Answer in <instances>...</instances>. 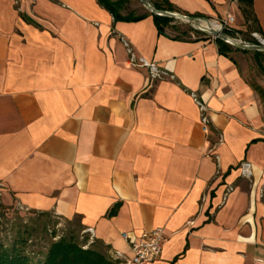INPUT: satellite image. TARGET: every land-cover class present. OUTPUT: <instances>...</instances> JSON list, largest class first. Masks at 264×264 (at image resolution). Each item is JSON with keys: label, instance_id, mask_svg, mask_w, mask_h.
Returning <instances> with one entry per match:
<instances>
[{"label": "crops", "instance_id": "obj_1", "mask_svg": "<svg viewBox=\"0 0 264 264\" xmlns=\"http://www.w3.org/2000/svg\"><path fill=\"white\" fill-rule=\"evenodd\" d=\"M168 1L264 40V0H251L253 24L238 0ZM140 15L115 21L97 0H0V208L77 223L119 264L156 228L165 242L147 264H264L258 94L214 39H174Z\"/></svg>", "mask_w": 264, "mask_h": 264}, {"label": "rangeland", "instance_id": "obj_2", "mask_svg": "<svg viewBox=\"0 0 264 264\" xmlns=\"http://www.w3.org/2000/svg\"><path fill=\"white\" fill-rule=\"evenodd\" d=\"M114 7L119 8L125 15L132 13L140 15L147 12L137 0H122L117 4V0H108ZM177 31H187L190 29L188 24L179 21L175 22ZM167 31L170 29L166 28ZM171 36L178 37V33L169 32ZM184 38V37H182ZM193 39V36H190ZM234 39L243 43L252 44V39L256 40L249 34L233 35ZM229 55L238 63L250 83L264 89V59L260 60L258 66L252 53H242L235 51L234 48ZM259 101L264 113V99L259 95ZM72 236L79 244L82 250H94L106 257L112 264H119L114 255L108 250L98 246L93 237L86 229H82L77 223L64 222L52 214L41 216L39 213L27 211H12L0 208V242L9 248L14 242L20 239H26V244L22 246L24 252L30 258L31 263H38L43 260L48 248L61 237ZM20 245V244H18Z\"/></svg>", "mask_w": 264, "mask_h": 264}, {"label": "trees", "instance_id": "obj_3", "mask_svg": "<svg viewBox=\"0 0 264 264\" xmlns=\"http://www.w3.org/2000/svg\"><path fill=\"white\" fill-rule=\"evenodd\" d=\"M122 0H117V4L122 3ZM155 9L161 11L169 12H178L177 8L172 5L168 0H147ZM242 3L241 12L246 22L255 23V20L252 16L251 11V0H238ZM98 4L106 9L114 18V20H123V21H138L144 17V15H133L132 13L121 16L119 8L114 7V5L108 0H97ZM182 14V13H181ZM152 16L154 23L160 33L166 34V28L170 29L169 31H174L178 33V37H172L174 39H190V36L196 38V40H201L207 38L204 34L200 32L193 31L191 28L187 31H177L176 30V20L156 16L148 13ZM186 15V14H184ZM190 17L202 18L197 15H188ZM248 33H259V30L253 25L248 27ZM224 33L230 37L239 33H234L229 30H224ZM184 37V38H182ZM209 38V37H208ZM218 44L220 53L228 56L229 53L233 50L231 46L214 39ZM252 44H258L256 40L252 39ZM239 51L242 53H249L245 51ZM253 58L256 60L257 65H260V60L264 59V53L254 52L252 53ZM256 93L264 99V89H260L255 84H251ZM41 216H47L48 214L40 213ZM20 244V245H18ZM26 244V239H20L19 241L14 242L9 248H6L0 242V264H112L106 259L105 256L98 253L94 250H82L79 244L74 240L72 236L70 237H61L55 243H52L48 248L42 261L38 263H31L30 258L24 252L22 246Z\"/></svg>", "mask_w": 264, "mask_h": 264}, {"label": "built area", "instance_id": "obj_4", "mask_svg": "<svg viewBox=\"0 0 264 264\" xmlns=\"http://www.w3.org/2000/svg\"><path fill=\"white\" fill-rule=\"evenodd\" d=\"M218 26H221L223 30H229L230 23L233 22V18L231 16H227L223 21H213ZM255 39H260L259 35L256 33L251 34ZM127 46V45H126ZM130 60L134 63V57L130 50ZM145 66L150 69L151 76L153 78L158 77L159 74L156 71L154 65H150L144 61H140L139 66ZM137 65V64H134ZM194 101L199 107L201 113V123L204 132L208 130V118L206 116L207 108L204 103L198 101L194 98ZM242 176L249 177L251 174V166L248 163H243L240 167ZM92 236L91 230H86ZM123 239L128 241L127 234H122ZM165 242L164 232L161 228H156L148 233H143L140 236L139 241H129L130 248L133 253V256L129 260H124L122 264H147L157 260L162 251V245ZM116 260H121L122 256L119 253H113Z\"/></svg>", "mask_w": 264, "mask_h": 264}, {"label": "water", "instance_id": "obj_5", "mask_svg": "<svg viewBox=\"0 0 264 264\" xmlns=\"http://www.w3.org/2000/svg\"><path fill=\"white\" fill-rule=\"evenodd\" d=\"M137 1L143 6V8L148 13L152 15L166 17L182 23H186L193 31L200 32L206 37L222 41L223 43L231 46L234 49L249 53H264V40L262 39H256L258 44L249 45L226 35L221 26H218L216 23L209 19L190 17L188 15H184L178 12L161 11L155 9L147 0ZM212 23L215 24V27L212 26Z\"/></svg>", "mask_w": 264, "mask_h": 264}, {"label": "bare ground", "instance_id": "obj_6", "mask_svg": "<svg viewBox=\"0 0 264 264\" xmlns=\"http://www.w3.org/2000/svg\"><path fill=\"white\" fill-rule=\"evenodd\" d=\"M212 26H213V27H215V24H214V23H212Z\"/></svg>", "mask_w": 264, "mask_h": 264}]
</instances>
